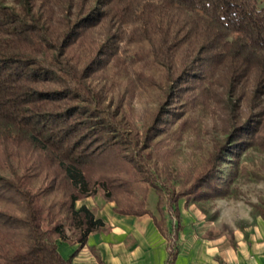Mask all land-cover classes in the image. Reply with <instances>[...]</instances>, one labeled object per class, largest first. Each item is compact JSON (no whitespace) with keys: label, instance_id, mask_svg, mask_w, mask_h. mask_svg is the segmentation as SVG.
Here are the masks:
<instances>
[{"label":"trees","instance_id":"trees-1","mask_svg":"<svg viewBox=\"0 0 264 264\" xmlns=\"http://www.w3.org/2000/svg\"><path fill=\"white\" fill-rule=\"evenodd\" d=\"M123 41L145 46L137 61L151 74H132ZM102 78L112 89L94 86ZM216 87L225 138L173 175L164 146L178 138L163 135L198 90L209 97ZM136 92L159 93L142 134L125 108ZM249 147L264 152L260 0H0V264H72L59 241L70 228L84 245L104 227L75 207L98 189L117 213L137 216L151 213L153 190L163 231L181 199L225 197L218 162ZM21 149L36 155L22 173L13 165ZM257 210L264 217V202Z\"/></svg>","mask_w":264,"mask_h":264},{"label":"crops","instance_id":"crops-1","mask_svg":"<svg viewBox=\"0 0 264 264\" xmlns=\"http://www.w3.org/2000/svg\"><path fill=\"white\" fill-rule=\"evenodd\" d=\"M95 205L86 198L75 207L93 210ZM96 208L105 224L101 230L91 233L84 245L59 241L60 254L72 257V264H167L171 245V264H264V217L259 213L232 226L213 218L204 203L181 199L178 217L166 209L162 231L157 204L141 216L119 214L112 202Z\"/></svg>","mask_w":264,"mask_h":264},{"label":"rangeland","instance_id":"rangeland-1","mask_svg":"<svg viewBox=\"0 0 264 264\" xmlns=\"http://www.w3.org/2000/svg\"><path fill=\"white\" fill-rule=\"evenodd\" d=\"M261 5L264 6V0H260ZM104 27L97 28V33H103ZM131 30V27L126 29ZM98 35V34H97ZM96 35V36H97ZM99 37V36H98ZM122 57H131L137 63L133 64L130 68L132 74L135 70L147 71L143 67V62H139L141 51L145 46L137 44H127L125 41L120 43ZM126 51V52H124ZM137 55V56H135ZM135 76H133L134 78ZM111 78V77H110ZM102 79L93 80L94 86L97 88L112 89L111 82ZM247 91L252 88V83L246 84ZM197 90V89H196ZM220 88L216 87L210 92L209 97L200 95L197 91V98H193L192 104L184 109L183 113L179 117H175L171 120V126L163 136L173 138L176 136L178 139L174 143L170 141L171 145H165L164 149L169 152L170 157V170L173 175H179L188 172L192 168L198 166L207 157L208 153L212 151L215 141H220L225 138L222 125V110L221 98H216L217 93L220 92ZM126 89L124 88L120 94L124 95ZM213 93L215 98L213 97ZM114 91H110L108 98H113ZM119 94V93H116ZM147 93H135V96L131 98L130 104L125 107L130 120L135 123L136 128L142 134L143 126L146 120L153 119L158 115L156 97ZM185 112H187L185 114ZM185 114V115H184ZM185 121V125L188 127L184 132H180L182 122ZM175 138V137H174ZM32 153H28L27 150L21 149L16 152L14 156L13 165L23 172L21 169L23 163H27L28 166L35 160L36 155L31 156ZM19 156V158H18ZM21 161V162H20ZM218 169L222 178L221 182L228 188L227 195L223 198H214L205 202L206 208L211 212L213 218L221 219L223 222H228L232 226L239 225L240 222L247 217H253L258 214L257 206L264 202V152L258 151L254 147H249L246 150L241 151L236 157L228 155L225 159L218 162ZM3 173L7 176H11V169L4 170ZM162 182V181H161ZM178 186V184H176ZM88 202H95L96 207H99L101 202H110L105 197V192L98 189L96 194L85 197ZM157 196L152 190L150 192L147 208H155L157 204ZM77 202V201H76ZM99 203V204H98ZM116 205L115 202H112ZM76 205V203H75ZM93 207L92 211L96 213L97 208ZM228 225H225L227 227ZM47 221L44 222V229H49ZM67 233L70 236V242L74 240V235L70 228H67Z\"/></svg>","mask_w":264,"mask_h":264},{"label":"built area","instance_id":"built-area-1","mask_svg":"<svg viewBox=\"0 0 264 264\" xmlns=\"http://www.w3.org/2000/svg\"><path fill=\"white\" fill-rule=\"evenodd\" d=\"M173 221H174V223H176V219H174ZM173 252H174V250H173L172 245H171V247L169 248L170 256H169V260L167 261V264L172 263Z\"/></svg>","mask_w":264,"mask_h":264}]
</instances>
